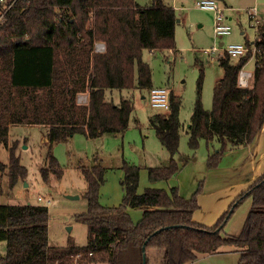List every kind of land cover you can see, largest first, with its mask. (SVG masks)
<instances>
[{"label": "trees", "instance_id": "16d2710c", "mask_svg": "<svg viewBox=\"0 0 264 264\" xmlns=\"http://www.w3.org/2000/svg\"><path fill=\"white\" fill-rule=\"evenodd\" d=\"M0 7V142L10 150L8 165L0 158L1 193L4 175L11 188L28 175L17 146L9 144L11 125L48 127L50 147L41 168L45 180L50 173L63 174L52 152L54 143L76 133L88 138L124 133L132 121L134 101L121 97L115 102L106 92L154 86L143 51L175 49L178 17L163 0L153 5L137 0H0ZM257 30L255 39L246 42L255 47L254 54L249 50L240 57L219 56L224 74L214 88L211 109L201 99L205 72L200 68L189 146L195 151L203 139L220 143L208 154L209 169L220 165L228 148L253 142L264 128V20ZM252 55L253 81L242 86L240 72ZM82 94H87L85 102L80 100ZM181 103L171 90L168 113L150 116L157 137L170 153L168 163L148 167L151 181L169 180L193 159L188 156L181 164L176 158ZM80 168L87 183L88 209L76 217L88 224V243L52 246L47 205L0 203V241L6 242L0 264H144V254L149 264L151 248L166 251V264H187L220 252L223 246L241 251L240 264H264V172L213 225H205L194 219L202 184L190 197H184L177 185L169 190L146 187L139 193L141 167L124 160L123 201L105 206L100 188L107 168L98 156L91 164L81 161ZM245 197L252 198V205L241 231L224 233L231 208ZM129 207L143 210L139 221L132 220Z\"/></svg>", "mask_w": 264, "mask_h": 264}, {"label": "rangeland", "instance_id": "374dc122", "mask_svg": "<svg viewBox=\"0 0 264 264\" xmlns=\"http://www.w3.org/2000/svg\"><path fill=\"white\" fill-rule=\"evenodd\" d=\"M163 1L175 8L180 19L175 29L176 47L175 49H144L143 59L152 68L153 85L167 86L182 100L180 152L176 158L183 164L186 157L193 156L194 162L196 159L206 161L204 167L207 169L208 154L217 150L220 143L216 139L209 143L203 139L195 151L189 146V128L198 94L200 68L203 66L205 72L201 99L204 107L211 109L214 88L224 74L223 67L219 63L222 49L229 42H247L255 39L258 23L264 20V0H217L232 25V32L223 37H217L215 34V12L198 7L199 0ZM137 2L141 5H153L155 0H137ZM253 9L256 10V16L250 15ZM2 16L3 10L0 7V21ZM221 42L224 45H220ZM213 46H218V49L212 51ZM244 69L249 72L254 71V57L248 60ZM252 81L250 80V83ZM149 91L139 88L107 90V97L115 102H119L121 97H128L134 101L132 119L135 117L138 122H131L122 134L107 133L96 138H88L84 134L76 133L67 141L54 143L52 152L63 171L62 177L50 173L45 180L41 172V168L47 163L46 157L50 147L48 127L38 124L11 125L9 144L13 143L17 146V154L20 155L21 163L28 168V175L20 179L13 188L10 187L7 175H4L0 203L39 204L37 198L41 195L45 198L44 203L41 204L49 208L50 245L67 246L71 243L86 245L88 224L76 217L88 209L87 183L80 168L81 161L91 164L93 157L98 156L107 168L105 182L100 188V202L105 206H118L123 201L124 160L141 167L139 193H142L146 187L169 190L175 185L176 178L158 181L149 179L148 167L159 166L163 153L170 157V153L160 142L150 122V116L156 113H168V110L151 106ZM80 100L85 102L87 95H80ZM0 158L4 163L9 164L10 150L3 142H0ZM191 162L193 160L189 161ZM201 184L202 181H198L195 191L199 190ZM48 200L51 202L47 203ZM251 205L252 198L245 197L237 206L231 208L233 212L224 226V233L238 234L241 231ZM229 207L230 205L228 209ZM127 211L135 222L142 217L141 208L129 207ZM5 252L6 242L0 241V255Z\"/></svg>", "mask_w": 264, "mask_h": 264}, {"label": "crops", "instance_id": "0c3cea01", "mask_svg": "<svg viewBox=\"0 0 264 264\" xmlns=\"http://www.w3.org/2000/svg\"><path fill=\"white\" fill-rule=\"evenodd\" d=\"M250 73L252 81L253 72ZM135 119L134 117L131 122H135ZM169 160L170 157L163 153L159 165L166 164ZM192 160L194 162L195 159ZM193 162L182 166L172 178H176L175 185L180 188L184 197H190L196 190L198 181H202L198 194L200 206L194 212V219L205 225H212L228 210L233 199L264 172V128L258 132L253 142L228 148L216 168L206 169V161L203 160L196 159L194 165ZM221 249L220 252L204 255L187 264H240L241 251L230 246H223ZM147 254L149 264H166L165 250L151 248Z\"/></svg>", "mask_w": 264, "mask_h": 264}, {"label": "built area", "instance_id": "2783aa9c", "mask_svg": "<svg viewBox=\"0 0 264 264\" xmlns=\"http://www.w3.org/2000/svg\"><path fill=\"white\" fill-rule=\"evenodd\" d=\"M197 5L202 9H210L215 12V34L217 37H223L225 35H229L232 32V25L228 21V17L225 14L224 8L219 5L217 0H199L197 1ZM250 15L256 16V10H251ZM256 21L258 22L259 20ZM98 47L102 49L104 46L100 43L98 44ZM217 49L218 46H213L212 51ZM249 50H251L253 54L256 51L254 46L250 48L246 42H229L224 45V48L222 49V55L228 53L233 57H240L247 54ZM250 77L251 73L243 68L240 72V84L242 86L250 85ZM170 92L171 89H169L167 86L154 85L149 91V101L151 106L169 111ZM37 199L40 203H44L45 201V198L41 195H39ZM49 202L51 201L48 200L47 203Z\"/></svg>", "mask_w": 264, "mask_h": 264}, {"label": "water", "instance_id": "95a60500", "mask_svg": "<svg viewBox=\"0 0 264 264\" xmlns=\"http://www.w3.org/2000/svg\"><path fill=\"white\" fill-rule=\"evenodd\" d=\"M178 21L180 20L179 18L177 19ZM220 45H223V42L220 43ZM72 198L77 197V196H70ZM146 247L144 246L143 249H145ZM144 264H146V254H144Z\"/></svg>", "mask_w": 264, "mask_h": 264}]
</instances>
